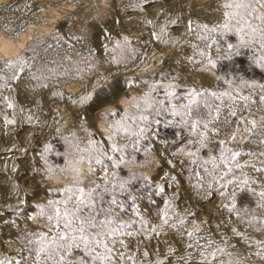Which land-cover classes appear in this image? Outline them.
<instances>
[{
  "label": "snow or ice",
  "instance_id": "6c2138e0",
  "mask_svg": "<svg viewBox=\"0 0 264 264\" xmlns=\"http://www.w3.org/2000/svg\"><path fill=\"white\" fill-rule=\"evenodd\" d=\"M130 6L146 11L150 5L149 0H137ZM219 9L221 23L214 26L196 24L200 31L195 39L203 43L204 48L192 44L193 56L186 59L190 63H200L195 60L198 54L205 61L198 70H206L208 66L215 69L218 59H231L240 52L234 51V45L227 43L225 51L217 47L214 59L207 51L217 44L212 34L219 32L223 37L233 33L240 45L257 46L259 54H254L252 58L256 67L264 70V0H222ZM162 11L154 15L159 16ZM146 23L153 24V20L148 19ZM178 23L179 18L166 17L164 23L157 25L159 32L153 31L151 35L162 43H168L162 37L167 36L169 25ZM193 24V20H187V33L193 32ZM4 32L5 39L9 40L19 35L12 29H4ZM125 42H128L127 37ZM29 67L23 53L0 63V119L5 128L16 125L17 118L15 112L11 117L4 112V108L16 110V105L3 92L14 91L13 83L19 81ZM212 75L227 87L222 90L187 87L184 95H180L177 85L171 82L164 84L157 81L148 85V91L133 105L138 114L130 116L125 110L120 120L108 126L107 147L90 140L91 150H84L89 151L87 159L90 167L83 175L96 173L97 169L91 167L94 161L103 173V179L95 176L90 181L94 187L87 189L75 183L57 188L53 191L70 194L35 204L38 211L27 215L26 219L43 220L46 226L25 230L26 244L24 249L19 250L20 258H0V264H27L29 260L32 264H246L247 256L229 250L236 249V245L231 244L230 238L220 231L222 227L230 228L231 233L248 248L255 245L258 250L251 254L264 260V239H253L231 224V218L235 217L254 231H264V218L258 217L253 210L238 207V197L247 193L257 198L255 206L264 212V159H260L264 157V150H260L264 148V115L249 118L255 117L256 111L264 112L262 107H249L253 103L264 106V83L243 79L236 81L217 73ZM30 79L38 77L30 75ZM160 89L163 90V98L159 94ZM245 89L255 91L245 93ZM90 98L83 97L80 102ZM25 111L23 107L18 110L20 120L31 123L34 117L32 114L24 116ZM117 114L111 113L113 116ZM127 121H131L132 126L126 124ZM159 126L178 130L179 143L172 152L177 159L165 162L173 169L177 164L182 170L187 168L191 197L211 201L218 196L220 203L216 205L217 211L228 213L227 219L214 225L215 233L212 226L204 227L209 221H198L197 213L188 205L183 210L179 208L181 197L178 191H173L171 195L167 193L166 188L180 187L175 174L165 172L163 184H155L151 178L137 177L134 173L127 179H109L110 175L115 177V173L108 171L110 166L121 168L125 165L124 157L128 155L125 150L129 144L139 152L142 140L158 136L156 129ZM121 132L124 135L119 138L125 143H113ZM241 144L258 147L245 149ZM50 147L46 144L44 152H48ZM242 156L257 159L250 162L241 160ZM134 160L135 157H130L129 162ZM245 169H251L257 175H249ZM11 170L16 171L15 165ZM137 180H142L149 191L136 192L134 188L130 191ZM118 195L122 198L118 199ZM156 198H160L159 201ZM137 199L157 205L152 218L141 212ZM162 236L177 237L179 248L168 244L165 239L163 242L167 247L161 252L159 243ZM153 240L157 242L155 246L151 244ZM25 252L27 255L23 254Z\"/></svg>",
  "mask_w": 264,
  "mask_h": 264
},
{
  "label": "rangeland",
  "instance_id": "374dc122",
  "mask_svg": "<svg viewBox=\"0 0 264 264\" xmlns=\"http://www.w3.org/2000/svg\"><path fill=\"white\" fill-rule=\"evenodd\" d=\"M111 1L114 2V0H111ZM171 1L173 2L175 0H161V3H163V7H166V6L168 7L172 3ZM213 1L219 4L221 3L219 2L220 0H211V1L207 0V3H210V2L212 3ZM109 2H110L109 0H104V1L103 0H89L88 1L89 4L87 2H84L82 4L80 3L75 6L74 9L77 8L76 11L74 12L76 15H73L72 17H70L71 13L65 14V15L63 14L65 18L62 16L63 17L62 22L66 23V26L69 25L67 22L72 21V19L79 20L77 22H80L81 25L78 23L79 28L77 27L73 30H70L71 32L66 31L68 30L66 26L65 28H63V30L65 31L64 32V31H61L58 28V26L54 25L52 29L50 28L51 30H49L48 32L49 34H47L45 38L50 39V41L53 38H55L56 42L54 40L53 42L51 41V44L53 46L50 44L49 47L42 49L39 52L40 54L37 53V56L36 54L32 52L31 49L32 47H36L37 44L38 45L41 44L39 40L40 38L32 39L33 42H31L30 40L29 42L30 45H27L21 51L24 54L26 61L28 62L29 60L28 64L30 67L26 69V72L24 74H22L21 79L17 82H14L12 85L13 89L17 91V92L15 91L17 94L20 92L18 95L21 98V100H24L25 97L29 96L30 94L34 96L37 94L36 97H38L39 95L38 98H40L41 97L40 91H42V89L44 88L42 87V84L46 85L45 83L49 85L51 82L55 83L57 81L61 83L65 82L67 84H69L70 82L72 83L80 82L81 86L82 85L84 86V84L86 85L87 82L90 79H92L97 72H101V74L103 73V75L105 76L103 77L102 75V78H104L105 80V81L102 80L104 81L103 84L107 85L108 83L109 85L113 81H116L115 79L116 77H114V75L111 74V72L115 69L114 67H118V66L124 67L125 66L124 68H127L128 72H130L134 68V66H136L135 68H137L139 65L138 63L143 62L144 58L149 55L148 53H150V51L160 50L161 48H165V46H166V51L164 52V55L161 57L160 60H158L159 62L157 61L155 62V65L152 67V69L150 68L146 70L147 72L144 71V72L137 73V74H135L133 70L132 71L133 75H130V76L126 75L123 77V79H125V81L123 80V82L125 83L124 84L122 83L123 87L121 85L119 90H117V93L115 94V97L113 98V100L118 99L121 96L124 98H129L127 92L129 91V88L130 90H132L133 88L137 92V95L133 99V101L131 100L128 103L127 107L129 110H134L133 105L137 103V101L143 95L144 92L148 91V85L154 84L157 81H160L161 83H164V84L171 82L177 85V92L180 95H184L187 87H196L198 89L203 87V88H207L210 90H217V89L222 90L223 88H226L227 85H224L222 82L215 80V78L212 75L213 73H217L218 75H221V76H226L229 79H234L236 81L243 79V80H249V81L255 80V81L264 83V70L256 67L253 61V58H252L254 54H259L257 46L253 45L252 47H249L247 45H240L237 37L233 33H229L228 35L223 36V37L219 35V32L212 34L216 38L217 44L214 45L212 48L207 49V51L212 55L214 59L217 57V51H216L217 47H219L222 51H225L227 43L233 44L234 51L240 52V55L234 54L231 59H223V58L218 59L217 67L215 69L211 68V66H208L206 70H198V69H201L202 64L205 62L204 58L199 56L198 54H196L195 60L200 61V63H195V62L190 63L186 59L189 56H193L194 50L191 47L192 44L197 45L198 48H204V44L201 43L199 40L195 39L196 33L200 31V29L196 27V24L206 23L209 26H214L218 23H221L222 15H221V10L219 8H215V10L214 9L211 10L213 11V13L209 11L207 12V14L199 15L200 13H197L195 11V7L193 8V5L190 2V0L189 1L185 0V7H186V10L188 11L186 20L191 19L194 21L193 32L190 34L187 33L186 34L187 36H185V38L182 39L181 41L169 42L168 45H166L167 43H164L163 45V43L160 44L159 42L157 43L155 41L154 42L152 41L151 30H152L153 25L146 23V20L148 19L144 17L134 16L133 13H131V11L126 12L128 16L126 14H124L123 16L121 15V17L118 16L117 21H114L115 22L114 28L112 29L109 28L111 30H106L107 32L104 31L105 29L100 31V29H97V28L94 29V27L92 28L91 26L93 22H97L102 19L99 15L100 13L97 14L99 12L97 9L103 3H106V5H110L111 2L110 3ZM116 2H121V0L119 1L115 0V3ZM150 4L151 6L152 5L154 6L156 5V2H152ZM78 9L81 11V13ZM218 10H220L219 11L220 13L218 12ZM214 11H216V14L214 13ZM69 17L71 20L69 19ZM26 19L28 18H25V20ZM256 23H259V22L256 21ZM81 26H82V29H81ZM177 27L178 25H173L171 30L173 29L172 31H175V28L178 29ZM57 30H59V32ZM110 31L112 32L110 33ZM65 34L67 36H65ZM93 35L94 36L97 35V37H94ZM125 37L128 38L127 43L125 42ZM91 38L94 40L95 38H97L99 41L98 43L96 42V44L98 45L95 44L96 46L94 45L92 46L91 43H93L92 42L93 40H91ZM97 39L95 41H97ZM117 39H119V41ZM37 40L39 42H37ZM102 42L103 43L105 42V43L103 44ZM210 42L211 41H209V43ZM32 43H34V46L32 45ZM117 44H119V47H117ZM141 44L143 45L141 46ZM97 46H100V48ZM170 46H171V49H170ZM87 47L88 49L89 48L90 49L88 50ZM150 47L152 48V50ZM30 75H35L36 77H38V79L36 80L30 79ZM188 77H191V80ZM107 79L108 81H106ZM130 79L132 80L130 81ZM189 80L193 81V83H190ZM145 81H147V84H145ZM97 88L99 89L98 91L99 93L101 89L99 87ZM97 88H95L96 92L98 90ZM244 91L245 93H247L249 91L254 92L255 90L245 89ZM4 93L6 92L4 91L3 95H5ZM159 94L161 98H163L162 89L159 90ZM113 100L111 99L110 101H113ZM52 105L56 109V104H52ZM249 107L252 109H257L258 107L264 108V106H259L256 103L250 104ZM55 109L52 107V110H55ZM3 110L10 117L13 116L14 114L13 112H15L13 109L4 108ZM87 111L84 112V114L82 113L79 116L75 115L76 119L74 117L75 113L70 111L71 113L69 114L71 115L68 114L67 115L68 117L66 116L67 120H65L63 126L58 129L56 128L58 124L61 123V122L58 123L61 116H57L55 114L54 118H51L53 125L52 123H50V125L52 126L44 128L42 129V131L37 130L33 132L32 141L35 144L32 145L31 149L28 151L29 154H27V152H23L24 154L20 153L21 155L19 154L18 155L19 157L18 156H17L18 158L16 157L18 159V160L16 159L18 164L22 166L21 173H19L20 175H18L19 177H17L18 183L21 184V187L23 188H30L31 193L33 194V195L31 194L30 198L35 201L34 203H30L31 201L33 202V200L31 199L28 200L25 198L24 204L22 205L23 207H21L20 210H16L17 212L8 211L7 213V211H5L0 214V250L4 249L5 247H8L10 249L8 251V257L6 259H9V260L19 259L21 255V251L19 250L24 249L25 244H26V241L24 238L25 230L31 231V230H34L35 228L36 229L38 228V227L33 228L29 224L31 223V221L36 223V220L26 219L27 215L35 214L38 211L34 207V205L37 203H41V202L46 203L47 199H52V198L61 199V197L63 198L64 195L70 194V193L54 192L53 190L57 188H61L58 185H53V187L49 190H43V188L40 187L41 183L45 182V180H49L48 177L53 176V175L64 176L65 172L61 171V169H63L62 167L65 164L67 159L86 163L88 169L85 173H88V170L90 167V164L87 159L89 156V151H84V150L85 149L91 150L92 145L89 144V141L94 140L95 142L104 144V146L107 147V138L110 135V132L108 131V126L110 124H114L115 121L120 120L123 116L121 114L122 112L118 111L117 109L111 112L102 111L100 110V108H97V109L95 108V110L93 108L92 110L90 111L87 110ZM10 112L12 113L10 114ZM113 112L118 113L119 115L118 114L116 116L111 115V113ZM261 115H264V112L256 111L255 117H249V118L250 119L259 118ZM1 121L2 119H0V130L1 131L3 130L4 132L0 133V140L3 139L2 140L3 142L5 135L8 133V131H7V128L5 129L3 128V124H2L3 122ZM102 122L108 134V136L105 138L100 137V135H98L96 131L98 124ZM126 124H128L129 126H132L131 121H127ZM54 125L56 127H54ZM79 127L81 131H76L77 128ZM156 131L158 132L157 137L155 138L149 137V139L141 141L139 152L134 151L131 144H129L128 148L125 150L126 153L128 154V155H125L124 157L125 165H122L121 168H112L110 166L108 171L110 174L115 173V177L110 175L109 179H115V180H119L121 178L127 179L131 176V174L134 173L137 177L146 176V177L151 178L152 182L155 184H163L164 179H162V177L164 176L165 172L169 173L170 175L175 174L177 176V180L180 182V187L179 188H166L167 193L171 195L173 191H178L181 197L180 200L178 201L179 208L183 210L185 205H189L188 207L189 208L191 207L190 210L195 211L197 213V220L198 221L208 220L209 224L204 225V227L208 228L212 226V231L213 233H215L216 229L214 225L220 220H225L228 218L227 212L217 211L216 205L220 203L219 197L218 196L214 197L211 201L197 200L196 198L191 197L192 189L189 187L187 183V179L189 176V172L187 168L182 170L181 166L177 164L176 168L173 169L165 162L166 160H169V159H172V160L177 159V157H174L172 155V152L174 149H176V146L179 143V137L176 134L178 130L172 127L165 128L163 126H159L156 129ZM20 133H23V132L20 131ZM123 135H124L123 132L119 133L117 137L113 139L112 142L118 145H123L125 143V140L119 138L120 136H123ZM237 135H242V133H237ZM133 139L135 138L133 137ZM46 144L51 145V147L49 151L45 153L44 146ZM240 146L245 149H257L258 147L257 145H254V144H241ZM146 148L149 149V151L146 152L145 151ZM260 150H264V148H261ZM4 155H7V154H2V156ZM27 157H28V161L26 160ZM81 157H83L84 159L81 160ZM130 157H135V160L132 162H129ZM252 158L250 159L247 156L240 157L241 160H250V162H254L257 159L256 157H252ZM260 159H264V157ZM21 166H20V169H21ZM91 167H95L97 169L96 173L88 174L86 176L83 175V177H81L79 181L77 182L79 187H83L85 189L94 187V185L91 184L90 181H92L95 176L101 177V180L103 179V173L100 171L99 166L94 164V161L92 162ZM49 169H51V171H49ZM245 171L247 172L249 171L248 172L249 175H253V176L257 175L254 172H252L251 169L250 170L245 169ZM66 183H68L69 186H72L74 184V182L70 180H68ZM68 185L66 184V186ZM132 188H134L136 192H141V191L148 192L149 191V189L145 187V184L142 180L135 181L129 190L131 191ZM35 194H36V197H35ZM121 198L122 197L118 195V199H121ZM156 199L159 201L160 198H156ZM191 199L192 200L194 199V200L191 202ZM256 199L257 198L252 196L251 194L245 193L244 195L238 197V207L248 208L250 210H253L254 213L258 217L264 218V212H262L260 209L256 208L255 206ZM137 204L140 206V210L145 216L149 218H152L154 216V212L157 208V205H150L147 203V201L140 200V199H137ZM9 212L12 214L10 215ZM8 214L10 215L9 216L10 218L8 217ZM238 221L239 220H237L235 217L231 218V224L234 225L235 227L237 225V228L240 231L245 232L246 235L254 239H264V231H260V232L254 231L253 228H250L247 223L240 222L241 223L240 224ZM236 222L238 224L235 225ZM37 223H41L43 224V226H46L43 220H40V222L39 220H37ZM220 231L223 232L225 235L227 234L229 237H231L230 240L232 244L233 243L236 244L237 242L236 246L240 250L241 247L238 246L240 244L238 243L239 238H236L231 233L230 228L222 227ZM227 232H229L230 235H233L235 240L232 239L233 237L230 236ZM31 238L32 237H29V239ZM165 239H167L168 244H174L179 248V239L177 237L169 236L166 238L162 236L160 237V243H159V248L161 251L162 249H164L165 245H167L166 243L163 242ZM156 243L157 242L155 240L151 242L153 246H155ZM236 249L235 251L238 250ZM179 250L182 251V248H180ZM244 250H246L247 252ZM248 251L249 249H242V248L239 251L241 253L245 252L244 255L247 256L246 264H264V260H261L259 257L251 254L252 252H256V251H250V253ZM23 254L27 255L26 252ZM27 264H32V261L29 260Z\"/></svg>",
  "mask_w": 264,
  "mask_h": 264
},
{
  "label": "bare ground",
  "instance_id": "6f19581e",
  "mask_svg": "<svg viewBox=\"0 0 264 264\" xmlns=\"http://www.w3.org/2000/svg\"><path fill=\"white\" fill-rule=\"evenodd\" d=\"M88 1L89 0H0V62H3V60H5V59H14L18 54L22 53L21 51H22V49L24 47H26L27 45H30L29 44L30 40H31V42H33L32 39H34V38H40L39 40H40L41 44H39V45L37 44V46L35 45L36 47H32L31 50H32V52L34 54H36V56H37V53L40 54L39 52L42 49L49 47V45L51 44V41L53 42V40H54L56 42L55 38H53V39L51 38L52 39L51 41H50V39L45 38L47 36V34H49L48 33L49 30H51L54 27V25L58 26V28L61 31H64L63 28H65L66 23L62 22V18L64 17L63 14L65 15V14H70L71 13L70 17H72L73 15H76L74 13L76 11V9H77V8L74 9L75 6L77 4H80V3L82 4L84 2L88 3ZM109 1L111 2V3L109 2L110 5H106V3H103L97 9L99 11L97 14L100 13L99 15H100V17L102 19L100 21L93 22L92 26H91L92 28L94 27V29L95 28L100 29V31L103 30V29H105L104 31L111 30L112 28H114V23H115L114 21H117V17L118 16L121 17V15L123 16L124 14H126L127 11H131V13H133L134 16L144 17L146 19L153 20V24H152L153 26H152L151 33L153 31L159 32V27L157 25L164 23L166 17L179 18V23L177 24L178 25V27H177L178 29L175 28V31H172L173 29L171 30V28H172L173 25H169L167 36L162 37V39H167L168 43L169 42L181 41L182 39L185 38V36H187L186 35L187 32H186L185 25H186V21H187L186 18H187V12L188 11L186 10V7H185V0H175L173 2L171 1L172 3L168 7L167 6L163 7V3H161V0H149V4L152 3V2H156V5L157 4L158 5L157 6L156 5H154V6L152 5L151 6V4H150V6L152 8L149 6L146 9V11H141L139 8L130 6V5L136 4L137 0H121V2H116V3H115V0H114V2L111 1V0H109ZM190 2L192 3L193 8L195 7V11L197 13H200L199 15L207 14V12H209V11H211L213 9L215 10V8H219L218 5H220L219 3L214 2V1L212 3L211 2L207 3V0H190ZM219 2L222 3V0H220ZM95 7H97V6H95ZM161 9L163 11H162V13L159 16L154 15L155 13L159 12ZM219 11L220 10H218V12ZM211 12L213 13V11H211ZM80 13H81V11H80ZM214 13L216 14V11H214ZM66 16H68V15H66ZM70 17H69V19H70ZM25 18H28V19L25 20ZM77 21H79V20H76V19L73 20L72 19V21H68L67 23L69 25L66 26L68 28V30H66V31L73 30V29H75L77 27L79 28L78 23L80 25H81V23L77 22ZM88 25H89V23H88ZM116 25H118V24H116ZM109 28H111V29H109ZM4 29H12L15 32L19 33L18 38L12 39V40L5 39ZM81 29H82V26H81ZM57 31L59 32V30H57ZM111 32L112 31H110V33ZM61 33H63V32H61ZM65 36H67V35L65 34ZM94 37H97V35L94 36ZM151 38H152L153 42L155 41L157 43L159 42L160 44L162 43L161 41L156 40L152 35H151ZM96 39L97 38H95V40ZM91 40H93L92 41L93 43H91L92 46L93 45L94 46L98 45V44H96V42L98 43V41H99L98 39H97V41H95L94 39L91 38ZM117 40L119 41V39H117ZM60 41H62V40H60ZM37 42H39V41L37 40ZM168 43L166 45H168ZM150 44H152V43H150ZM32 45L34 46V43H32ZM142 45L143 44H141V46ZM163 45H164V43H163ZM101 46H102V44H101ZM97 47L100 48V46H97ZM87 49H88V47H87ZM170 49H171V46H170ZM151 50H152V48H151ZM165 51H166V46H165V48H161L160 50L150 51V53H148L149 55L148 56L146 55L147 57L144 58L143 62H141L139 60L141 63H138L139 64L138 67L135 68L136 66H134V68L131 71L129 70L130 72H128L127 68H124L125 66L124 67L123 66L122 67L121 66L114 67L115 69L113 71L111 70L113 72V73L111 72V74H113L114 77H116L115 78L116 81H113V79H114L113 78L112 79L113 82L110 83L109 85H108V83H107V85L103 84V82L105 81L104 78H102L103 73L101 74V72H97L96 74L94 73L95 76L93 78L91 77L92 79L89 78L90 80L87 82L86 85L84 84V86L83 85L81 86L80 82H73V83L72 82H70V83L68 82L69 84H67L65 82L61 83V82L57 81L55 83L51 82L52 84L50 83L49 85H47V83H45L47 85L46 87L42 84V87H44V88L42 89V91H40L41 92V97L40 98H38L39 95H38V97H36L37 94L34 96V95L29 93L30 94L29 96L25 97L24 100H21V98L18 95L20 92L17 94L16 90H14V91H5L6 93H4V94L7 95V96H10V98L12 99V101L16 105V110H14V111L16 112L15 115H16V118H17V124L7 127L8 133L7 134L5 133L6 135L4 134L5 135L4 141L2 142L3 139L0 140V169H2V170H0V214L2 212H5V211H7V213H8V211H10V212L12 211L13 212V211H16V210H20V208L23 207L22 205L24 204V203H21V201L22 200L24 201L25 198L28 199V200L31 199L30 197H31L32 193H31L30 188H23V187H21V184L18 183V178L17 177H19L18 175H20L19 173H21L22 166L20 164H18V162H17L18 159L17 158L19 157L18 155L20 153L27 152V154H29L28 151L31 149L32 145L35 144L32 141V134H33L34 131H37V130H41L42 131V129L47 128L49 126H52L53 123H52L51 118H54L55 114L57 116H61L60 120L58 121V123L59 122H61V123L58 124L56 129L61 128L63 126L65 120H67L66 119L68 117L67 115L69 113H71L70 111L75 113L74 114L75 119H76V116H79L82 113L84 114V112H86L87 110L90 111L93 108H94V110H95V108L96 109L100 108V110H102V111H110V112L117 109L118 111L122 112L121 113L122 115H124V111L127 110V112L129 113L130 116L137 115L138 114V110L136 108L133 107L134 110H129L128 107H127L128 103L131 100L133 101V99L137 95V92L133 88H132V90H130V88H129V91L127 92L129 98H124L122 96L120 98L114 99V100H113V98L115 97V94L117 93V90H119V88L122 85V83L123 84L125 83V82H123V80L125 81V79H123L124 76L133 75V72H132L133 70H134L135 74H137V73L144 72V71H146V70H148L150 68L152 69V67L155 65V62L156 61L159 62L158 60L161 59V57L164 55ZM44 53H45V51H44ZM165 61H167V60H165ZM28 62H29V60H28ZM135 63H137V62H135ZM103 77H105V76L103 75ZM188 78H190V80H191V77H188ZM102 80H104V81H102ZM131 80L132 79H130V81ZM190 80H189V82L193 83V81H190ZM106 81H108V79ZM194 84H192V85H194ZM97 87H99L101 89V91L99 93H98L99 89ZM122 87H123V85H122ZM95 88L98 89L97 92H96ZM27 93H26V95H27ZM89 96L91 97L90 99L86 100L83 103L80 102L83 97H89ZM22 99H23V97H22ZM111 99L113 101H110ZM63 103H65V104H63ZM52 104H56V109H55V107ZM51 106L55 110H52ZM21 107H23L26 110L25 113L23 114L24 116H26L28 114H32L33 115L34 119H33V121L31 123H28L26 120L21 122V120H20V115L21 114L18 112V110ZM11 113L12 112H10V114ZM103 114H104V112H103ZM69 115H71V114H69ZM85 121H87V120H85ZM103 122L98 124L96 131H97L98 135H100V137L105 138V137L108 136V134H107V130L103 126ZM50 123H52V125H50ZM55 125H57V124H55ZM55 125H54V127H56ZM3 128L5 129V127H3ZM106 128H107V126H106ZM20 131H22L23 133H20ZM76 131H81L80 127L77 128ZM2 132H4V131L0 130V133H2ZM2 136H1V138H2ZM2 154H7V155L2 156ZM252 159H254V158H252ZM26 160L28 161V157H27ZM26 163H28V162H26ZM13 165H15L16 171H12L11 170ZM20 166H21V169H20ZM62 168H63V171L65 172L64 176H58V175H53L52 174L53 176L48 177L49 180H45V182H42L40 187H42L43 190H49V189H51L53 187V185H58L59 187L62 188V187H65L66 184L68 185V183H66L68 180L73 181L74 183L77 184L79 179L81 177H83V174L88 169L86 163L73 161V160H69V159L66 160V162H65V164L63 165ZM74 168L76 169V171H73ZM36 182H38V181H36ZM39 182H41V181H39ZM25 187H27V186H25ZM35 197H36V194H35ZM31 200H33V199H31ZM193 200L191 199V202ZM34 201L35 200H33V202L31 201L30 203H34ZM25 203H26V201H25ZM30 203H29V205H30ZM205 207H206V205H205ZM208 208H209V206H208ZM11 214L12 213H10V215ZM10 215L8 214V217ZM39 222H40V220H39ZM238 222L240 223V221H238ZM29 224L33 228L34 227H38L39 228V227L43 226V224L37 223V220H36V223L31 221V223H29ZM236 224H238V223L236 222L235 225ZM22 225H24V224H22ZM26 226H24V227H26ZM236 227H237V225H236ZM28 228H29V226H28ZM13 230H14V228H13ZM227 233L229 234V232H227ZM230 236L233 237V235H230ZM227 237H229V236L227 235ZM229 238L231 239V237H229ZM232 239H234V237ZM238 241H239L238 243H240L238 246H240L242 249H249V251H248L249 253H250V251H257L258 250L255 245H253L251 248H248L245 243H243L240 240H238ZM230 243L232 244L231 240H230ZM236 244H237V242H236ZM166 247H167V245H165L164 249ZM241 248H240V250H241ZM164 249H162V251H164ZM237 249H238V247H237ZM9 250L10 249L8 247H5L4 249L0 250V258H7ZM229 250L230 251H235V249L234 250L233 249H229ZM244 251H246V250H244ZM252 253H254V252H252ZM12 254H14V253H12Z\"/></svg>",
  "mask_w": 264,
  "mask_h": 264
}]
</instances>
